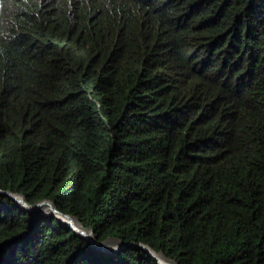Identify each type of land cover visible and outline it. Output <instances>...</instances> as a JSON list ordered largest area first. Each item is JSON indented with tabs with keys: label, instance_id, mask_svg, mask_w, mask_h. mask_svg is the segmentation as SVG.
Instances as JSON below:
<instances>
[{
	"label": "trees",
	"instance_id": "trees-1",
	"mask_svg": "<svg viewBox=\"0 0 264 264\" xmlns=\"http://www.w3.org/2000/svg\"><path fill=\"white\" fill-rule=\"evenodd\" d=\"M8 4L0 189L163 264H264V0ZM0 264L159 263L0 194Z\"/></svg>",
	"mask_w": 264,
	"mask_h": 264
},
{
	"label": "water",
	"instance_id": "water-1",
	"mask_svg": "<svg viewBox=\"0 0 264 264\" xmlns=\"http://www.w3.org/2000/svg\"><path fill=\"white\" fill-rule=\"evenodd\" d=\"M0 194H4V195H8L10 198H12L15 202H17L19 205H21L22 207H24L25 209H27L30 212H35L37 214H45L44 212H42L41 208L44 205H48L50 211H49V215L58 213L63 215L64 217H69L68 214L63 213L62 211L56 209L53 204L51 202H49L48 200H41V201H37L33 204H29L27 203V201L25 200V198L21 195V194H17V193H12L9 190H1L0 189ZM72 217V216H71ZM71 225V224H70ZM71 227L79 234H81L84 238H86L88 241H90L92 244H94L97 248L107 252V251H114L116 249L121 248L122 246L129 244L132 245L133 247H140L142 248L144 251H146L149 255H151L156 261L159 262V264H162L157 257L154 255L153 251L151 250L150 247H148L145 244H141V243H133V242H127V241H123V242H119L116 248H112V249H108L105 248V246L103 245L102 242H97L92 236H90L89 234H87L85 231H83L82 229H78L75 226Z\"/></svg>",
	"mask_w": 264,
	"mask_h": 264
},
{
	"label": "clouds",
	"instance_id": "clouds-1",
	"mask_svg": "<svg viewBox=\"0 0 264 264\" xmlns=\"http://www.w3.org/2000/svg\"><path fill=\"white\" fill-rule=\"evenodd\" d=\"M8 8H9V4H8V0H0V22H2V20H4L5 18H6V16H7V13H8ZM1 190H4V189H1ZM10 191V190H9ZM12 193H14V192H12ZM17 194H20V193H17ZM2 195H4V194H2ZM22 195V194H21ZM8 196V195H7ZM23 196V195H22ZM9 197V196H8ZM24 197V196H23ZM25 198V197H24ZM12 199V198H11ZM13 200V199H12ZM26 200V199H25ZM41 200H48L49 202H51L49 199H41ZM41 200H38V201H41ZM14 201V200H13ZM27 201V200H26ZM15 202V201H14ZM37 202V201H36ZM16 204H18L17 202H15ZM27 203H29L28 201H27ZM33 203H35V202H33ZM33 203H29V204H33ZM52 203V202H51ZM53 204V203H52ZM19 205V204H18ZM21 206V205H20ZM53 206L55 207V205L53 204ZM24 208V207H23ZM44 208H49L48 207V205H44V206H42V208H41V210H42V212H44L45 214H37V213H35V212H30V211H28L27 209H25V210H27L28 212H30V213H33V214H35V215H47V216H55L57 219H59L61 222H63L65 225H67L68 227H70L76 234H78V235H80L81 237H83L81 234H79V233H77L72 227H71V222L70 221H68L67 220V217H64L63 215H61V214H58V213H55V214H52V215H49V211H50V209L49 210H45ZM56 209H58L57 207H55ZM59 210V209H58ZM61 211V210H60ZM63 212V211H62ZM63 213H65V212H63ZM66 214H68V213H66ZM69 215V217H71L72 216V218H74L75 220H76V218L73 216V215H70V214H68ZM77 221V220H76ZM78 222V221H77ZM71 224V225H70ZM78 224L80 225V227H82V230L83 231H85V230H87V229H85L79 222H78ZM73 226V225H72ZM87 231H89V230H87ZM87 234H88V232H86ZM89 235L90 236H92V233H91V231H89ZM93 237V236H92ZM84 238V237H83ZM94 238V237H93ZM85 240H87L86 238H84ZM95 239V238H94ZM96 240V239H95ZM109 240H113L114 242L113 243H115L116 244V246H114V247H109V246H107L106 245V243H107V241H109ZM88 241V240H87ZM97 242H102L103 243V245L105 246V248H107V250L108 249H112V248H116L117 247V245H118V243L119 242H123V241H117L116 239H113V238H110V239H106V240H104V241H98V240H96ZM89 243H91L90 241H88ZM127 242H129V241H127ZM134 243V242H133ZM136 243V242H135ZM92 244V243H91ZM141 244H144V243H141ZM94 247H96L94 244H92ZM146 245V244H145ZM132 246V245H131ZM148 246V245H147ZM149 247V246H148ZM97 248V247H96ZM151 248V247H150ZM97 249H99V248H97ZM120 249V248H119ZM119 249H116V250H114V251H112V252H110V251H107V252H105V251H103V250H101V249H99L101 252H103V253H113V252H116L117 250H119ZM151 250L152 251H154L152 248H151ZM163 255V254H162ZM151 256V255H150ZM164 256V255H163ZM152 257V256H151ZM153 258V257H152ZM164 258L166 259V260H168V261H170L171 263H173V264H177V263H174V261H172L171 259H169V258H167V257H165L164 256ZM154 259V258H153ZM158 259V258H157ZM155 260V259H154ZM158 262V261H157ZM161 262V261H160ZM159 263V262H158ZM162 263V262H161ZM163 264V263H162Z\"/></svg>",
	"mask_w": 264,
	"mask_h": 264
},
{
	"label": "bare ground",
	"instance_id": "bare-ground-1",
	"mask_svg": "<svg viewBox=\"0 0 264 264\" xmlns=\"http://www.w3.org/2000/svg\"><path fill=\"white\" fill-rule=\"evenodd\" d=\"M45 210H49V208H44ZM67 220L68 221H70L71 222V224L73 225V226H75V227H77L78 229H82V227H80V225L78 224V222L74 219V218H72V217H68L67 218ZM75 224H73V223ZM87 230H85V232H86ZM159 253V252H158ZM159 254H161V253H159ZM161 256L164 258V256L161 254ZM158 258V257H157ZM159 260V259H158ZM160 261V260H159ZM170 262V261H169Z\"/></svg>",
	"mask_w": 264,
	"mask_h": 264
},
{
	"label": "rangeland",
	"instance_id": "rangeland-1",
	"mask_svg": "<svg viewBox=\"0 0 264 264\" xmlns=\"http://www.w3.org/2000/svg\"><path fill=\"white\" fill-rule=\"evenodd\" d=\"M113 242H114L113 240H109V241H107L106 245L109 246V247H114V246H116V244L113 243Z\"/></svg>",
	"mask_w": 264,
	"mask_h": 264
}]
</instances>
